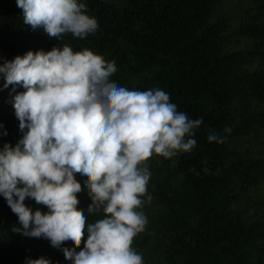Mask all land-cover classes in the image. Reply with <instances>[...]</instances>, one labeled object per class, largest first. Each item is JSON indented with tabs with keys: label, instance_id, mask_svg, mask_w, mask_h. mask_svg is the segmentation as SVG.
<instances>
[{
	"label": "trees",
	"instance_id": "1",
	"mask_svg": "<svg viewBox=\"0 0 264 264\" xmlns=\"http://www.w3.org/2000/svg\"><path fill=\"white\" fill-rule=\"evenodd\" d=\"M86 3L97 31L56 40L24 24L16 0H0V64L29 50L88 48L114 63L112 83L159 87L178 111L202 118L190 151L149 159L146 196L152 199L145 198L147 224L132 246L144 264H264V0ZM4 83L0 77V133L7 130L0 147L15 146L22 136L13 98L25 90ZM210 131L223 142H209ZM77 180L78 211L86 214L91 200ZM25 203L47 211L33 199ZM102 215L86 214V223ZM17 224L0 196V264L41 256L65 264L62 251L15 232Z\"/></svg>",
	"mask_w": 264,
	"mask_h": 264
},
{
	"label": "clouds",
	"instance_id": "2",
	"mask_svg": "<svg viewBox=\"0 0 264 264\" xmlns=\"http://www.w3.org/2000/svg\"><path fill=\"white\" fill-rule=\"evenodd\" d=\"M16 4L24 24L56 40L66 34L83 39L99 28L86 0ZM115 71L103 56L68 44L0 64L3 88L25 89L13 98L22 136L15 146L0 147V196L18 217L13 230L47 239L65 264H144L132 245L147 224L145 198L152 199L146 196L148 161L190 151L203 122L178 111L159 87L140 91L112 83ZM207 139L223 142L212 131ZM77 177L91 200L86 214H103L94 222L78 211ZM26 199L47 211L29 207ZM26 264L51 261L41 256Z\"/></svg>",
	"mask_w": 264,
	"mask_h": 264
}]
</instances>
